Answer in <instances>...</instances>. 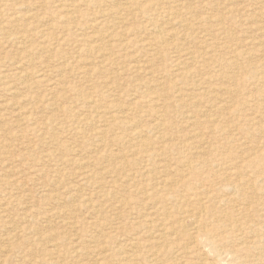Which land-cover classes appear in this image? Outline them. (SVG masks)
I'll return each mask as SVG.
<instances>
[{
	"label": "rangeland",
	"instance_id": "1",
	"mask_svg": "<svg viewBox=\"0 0 264 264\" xmlns=\"http://www.w3.org/2000/svg\"><path fill=\"white\" fill-rule=\"evenodd\" d=\"M69 1L0 0V264H137L138 262V264H151L147 262L144 256L152 253H149L148 251H152V249L150 248V245L153 244L151 243V237L153 236V234L155 235V233L147 232V236H145L144 232L146 230H144L145 228L143 221L149 216L153 220L156 217V219H158L159 216H157L153 212L152 214H147V210L144 207L143 210L142 204L145 201L144 191L145 188L149 186L148 183H151L149 182V180L153 181V183L154 180L159 181L160 177H165L163 175L167 174L165 168L175 166L177 159L179 158L178 154L180 148L178 147L183 145V142L184 144H186V146H190V149H192L193 152H197L204 149L202 143L204 145L205 141H217L216 145L218 146V150H220L217 152H219L220 155L216 153L215 156L217 158L215 156L207 157L208 155H206L205 158L207 159L208 164L203 165L204 170L201 173L204 177H212L213 173H208L209 171H205L210 165H212V170H214L215 173H223V171L225 172V170H227L230 166L233 169L240 170L242 172L243 178H247V180L252 181H261L264 184V119L259 122L260 124H258V126H256L258 127V131L260 133H258V131L255 129V126L253 127L252 124H247L248 120H246L249 116H259L261 114L264 115V87L262 86L261 88V81H257L259 77H262V75L264 77V68L257 67L258 64L264 63V55L259 54V50L264 48V11L259 2L261 0H181L180 2H177L179 4L182 3L179 9H181V13H183V17L186 18L187 21L183 17L179 16V19L176 18L177 20L165 19L166 21L168 20V22H166L163 18L160 19V16L156 14L161 11V9L156 6L150 12L151 14H153L152 17L154 16V25L150 24L151 26H149L150 21H148L145 17L140 18L141 15H137L132 12H130L131 15L127 14L129 11H125L124 8L127 3L129 4V2H126L125 0L122 1L123 3L121 2V5L120 3L110 2L111 0H86V2L84 0V3L86 4L83 3V0ZM145 1L150 3L155 2L156 0H141V2L144 4L146 3ZM159 1L161 3V0ZM62 5L66 7H63ZM70 5H72L73 7H71ZM259 5L261 8H259ZM60 6L63 8H61ZM74 7L76 8L74 9ZM202 8L206 9H204L203 11ZM72 9H74V11ZM207 9L209 11H206ZM253 9L255 11L258 10V14L255 11L253 12ZM106 11L107 13L112 12V16L108 15ZM65 12L70 15L64 14ZM186 12L188 13V15L186 14ZM248 12L249 15L247 16ZM88 13L91 15H89ZM205 13L207 15L211 13L212 15L210 14V16L214 17L215 19H218L222 16L221 18L223 24L220 25L224 26L225 29L221 33L216 31L214 27L217 28V26L219 25L214 22L215 20H212L214 18L209 20L214 23H205L203 21L204 16H206ZM217 14L219 16H217ZM255 14L256 17H254ZM71 15L73 16L71 17ZM104 15L105 17L102 18V16ZM130 18H133L131 19L132 21L130 20ZM182 18L186 22L183 21L182 23H179L180 19ZM74 20L77 21L73 22ZM91 20L92 23H90ZM155 20H158V22L160 23L158 24V22H155ZM191 20L193 22V26L188 22ZM248 20L249 22H247ZM112 22L113 25H111ZM161 22L166 23L163 24ZM169 22L172 24H170ZM185 23L188 24L185 25ZM31 24H33V26ZM101 25L105 27H102ZM164 25L166 26V28H164ZM30 26H32V28ZM79 26H83L84 28H79ZM92 26L97 30V32L93 29ZM154 26L160 30L162 29V26H164L163 30H161L162 32L164 31L163 35L164 39H166L162 42L163 44H158V42H155L154 34L151 33L155 28ZM106 27L109 28L107 29ZM113 27L115 28V30ZM127 27L129 28L128 30ZM130 27H133V29ZM169 27L171 30L169 29ZM85 28L88 30L86 31ZM121 28L126 32L124 33ZM135 28L136 31L138 30L137 32L135 31ZM187 28H189L190 30ZM89 29H91V31ZM254 29H257V31L255 32ZM133 30L135 33L133 32ZM140 30H142L143 33ZM172 30H176L177 32L175 31V33H173L174 31ZM17 31L20 34L22 32L25 33L23 35H17L19 34ZM105 31L107 32L104 33ZM113 31L115 32V34H113ZM166 31H169L171 34L169 32H167L169 34L165 33ZM190 31H192V34ZM102 32L103 34H101ZM212 32L215 33L213 34ZM82 33L84 34L82 35ZM211 33L213 34V36H211ZM225 33L226 36H224ZM247 33L251 35H248ZM117 34L121 35L118 37ZM125 34L130 36H128L127 38ZM133 34L139 36H137L136 38V36H134ZM166 34L167 37L165 36ZM184 34L185 36H181ZM207 34L211 35L208 37ZM80 35L81 37L84 36L83 39L80 38ZM108 35H110V41ZM19 36L24 37L19 38ZM76 36L79 37V39ZM90 36H93V38H91ZM112 37L113 41H111ZM124 37L127 39H125ZM120 38L124 42L121 41ZM171 38H173L174 40H172ZM249 38L251 41H254L251 42ZM143 39H145L146 41ZM168 39H170L169 42ZM119 40L121 42H119ZM180 40H185L186 42H181ZM222 41L229 43V45L234 48H239L238 46L241 45L239 48L240 50L235 49L237 50L236 54L238 55H235L236 58L233 56L234 58L232 59V65L225 68L226 72L225 76L223 75L224 79L221 76L224 70V65L222 66V68H220L217 63L227 55L220 53V51H218L216 48V44ZM138 42L141 43L138 44ZM151 42H153V45H155L156 48L154 46L152 47ZM250 43L251 45H249ZM130 44L132 45L131 49L129 47ZM114 45L118 47H114ZM137 45H139V47ZM143 45L147 47L144 48ZM150 45L152 49L148 47ZM254 45L255 48L253 47ZM92 46H95L96 48ZM209 46H212L215 52L212 56H208L209 53L206 52L209 49ZM135 48L136 51H134ZM176 49H178V51H176ZM184 49L187 50V54L189 52L190 54L187 56H182L181 53L185 54ZM146 50H151L150 52L152 53H148L149 51L146 52ZM155 50L158 51L155 52ZM137 51L140 53H138ZM143 52H146L148 55L146 53L144 54ZM178 52H180V54H178ZM122 53L124 55H122ZM245 53L247 54L244 55ZM24 54L25 56L27 55L26 58H23ZM140 55H142L144 58ZM240 55L242 56L241 59ZM21 56L22 58H19ZM196 56L199 57L202 64H198L197 62H195ZM252 56H255L256 58ZM138 57L142 59H139ZM150 58H153L152 61L149 60ZM188 58H191L192 61L189 59L188 62ZM245 58L248 61H243V59ZM249 60H251V62ZM109 62H111V64ZM190 62H193L191 65L193 66L194 64V69L190 65ZM88 63H91V65H88ZM107 63H109V65ZM238 63L239 65H236ZM254 63L255 65H253ZM134 65L137 67V69ZM184 67L186 69H189V71H186ZM142 68H144V70H142ZM146 68L148 74H146ZM243 69L245 70V73ZM153 70L156 71L151 74ZM169 70L171 72H169ZM160 72L162 75L160 74ZM166 72L167 74H165ZM186 72H191V74H189L190 76H186V79L182 78L185 80L183 81L181 77H185L182 74H185ZM85 73L86 76H84ZM141 73H145V75H147L148 77L144 76V74ZM172 73L175 74L172 75ZM194 73L195 75H193ZM203 73L205 74L203 75ZM227 73L235 77L232 78L230 77V75L228 76ZM164 75L167 76L165 77ZM207 75L210 76V78L207 77ZM46 76L48 78H44ZM163 76L165 77V79L160 80V78H164ZM255 76L258 78H256ZM252 77H255V79ZM154 79H156V81ZM202 79L210 80L216 93H219H217L219 97L216 99L217 94L215 92L209 93L210 95L202 94V97H205V100L201 97L200 94H197L198 96L195 99H200L201 104H205L202 106L203 108H200L206 110L212 104H214L215 106L219 105V98H222L223 100L221 104H225L226 101V108L223 107L225 115L229 114L230 110H232L233 108H241L239 109L238 122L235 121L236 119H231V122L229 124L233 122H236V124L240 125L245 124V126L247 124L249 132H253V134L251 135H254L253 137L248 136L247 132L244 133V131L238 129V126L235 127L236 129L232 128L229 130L232 136L227 130L223 131L222 133L220 132V130L218 131L216 129H213L218 121L216 122L214 127L213 125H211V123L209 124L205 122L208 120L213 121L214 119L219 120V115L217 114L216 116L215 112H213L214 108L213 110L210 109L211 112H208V114L210 115L208 118V116L204 117L203 114L199 112V110L201 109L198 108L196 110L193 107L190 108L191 106L188 104L189 102L187 100H179V105H172L174 107H169L173 100L172 95L174 94L175 90L173 87L174 85H176L175 87L180 86L182 92L185 93L186 91L188 92L189 89L196 88V86L193 87V84L202 82ZM150 80L151 82H149ZM163 80H165V83L168 82V85L165 84ZM234 80L237 81L234 83ZM241 80L243 81L241 82ZM181 81L186 84V86L184 84H181ZM158 82H161L162 85L156 86ZM187 83L190 87L187 85ZM237 83L241 86L239 87ZM144 84L148 87H145ZM246 84L249 89H246ZM223 85L225 88L223 87ZM258 87L260 91L262 90L261 92H259ZM223 88L225 90L227 89L226 91L228 93L224 91V94L226 95L220 93L222 92ZM60 89L64 91H61ZM76 89L78 91H76ZM65 90H67V92ZM157 90H161V93H164L161 94ZM202 90L203 89L201 88L200 91ZM156 91L157 94L155 95ZM193 91L197 93L196 89H194ZM135 92L138 93L136 94ZM58 94L61 96H59ZM163 96L164 99L162 98ZM165 96H168V98L166 99ZM86 97L89 102L83 101L86 99ZM150 98H152L153 101ZM170 99L172 100L170 101ZM147 100L151 102H148ZM247 101H251V104L247 105ZM162 102H166L165 104H163L165 109L163 108V106L162 109L160 107L162 105ZM206 103L209 104V106ZM184 105L187 107H185ZM91 106L94 107L91 108ZM112 106H118L119 108H113ZM112 108L115 110L111 111L110 109ZM127 108L129 109L126 110ZM118 109H123L125 113L118 112ZM169 109L171 110L169 111ZM192 109H194V111H192ZM172 110L175 112H171ZM109 111L117 115L121 114L124 116L125 114V116L132 120L120 123L121 125L119 123H116V127L114 128L115 125L109 123H113L115 121L108 122L109 115L107 113ZM149 111H151L154 116ZM196 111H198V113ZM94 112H98L97 116ZM105 113L107 116H103ZM160 115L163 117L161 118ZM92 116L96 118L94 119ZM101 116L103 117V120L100 119ZM145 118H148L149 120H145ZM241 118L242 121L240 120ZM30 119H32L33 121H31ZM161 119H163L164 121L170 120L176 123L177 125L173 123L172 126L176 132L173 131L174 129L172 127L166 128V122L162 128L160 127L156 130V128L154 127V123L156 121H162ZM182 119L185 121H183ZM135 120H140V123H138V121L136 123ZM193 120H198L202 123H205L204 126H208L210 130L208 128L204 129L192 126L190 123ZM146 121H148L149 123ZM127 122L129 124L126 126ZM132 123L136 124V126L134 125L136 128ZM227 124L228 122H225L223 120L219 121V125L221 126H226ZM145 125L149 129L146 128ZM109 127L114 130L110 129ZM178 127L180 128V130ZM194 127L199 130L200 135L198 134L199 132H197V130L196 132L194 131ZM146 129L148 130L146 131ZM150 129L153 130H151L150 132ZM188 129L190 130V132H188ZM262 129L263 131L261 132ZM140 130H142V136L140 135L141 138H131V135H133L135 131ZM164 131L166 136L164 134ZM153 132H155L156 134H153ZM160 132L162 133L161 135L164 136V141L166 140V143L162 142L159 138ZM102 133L104 136L102 135ZM148 133H150L151 135ZM194 134L197 135L195 136ZM186 136L191 138H187ZM197 136H200V138L198 137V139ZM156 137L158 139H156ZM173 138H175L174 141ZM232 138L234 139V141H231L233 140ZM239 138L240 140H238ZM248 138L251 140H249ZM247 139L249 141H247ZM142 140L146 142L148 141V143L150 141L151 144L149 143L148 146L144 148L140 145ZM202 140L204 142H202ZM197 141H199L200 143H198ZM235 141L237 142V144ZM241 141L243 143H241ZM227 142L230 143L228 144ZM167 144H169L170 148L172 149H170L171 151L168 149L166 152H164L165 156L152 157L146 151L147 148L158 150V148L161 149L163 147L162 145L167 146ZM196 144H199V146H196ZM225 145L228 146V148ZM243 146L245 148H243ZM173 147H175L177 151ZM241 148H243L244 151ZM235 149L238 151H236ZM232 150L234 153H231ZM175 151L177 152V154L174 153ZM171 152H173V154ZM224 154L228 156L229 162L227 161V163H223V165L220 161L219 156L223 157ZM104 155L106 157H104ZM147 155L149 156L147 157ZM250 156H252V158L257 157L256 159L258 160H256V164L250 165L248 160H246L247 157L250 158ZM260 157H262L263 159ZM259 158L261 159L260 161ZM133 159L134 161L132 163ZM173 159H176V161H173ZM150 161H154L153 164ZM167 161L169 163H167ZM214 161H216L217 163ZM121 163L123 164V166ZM157 163H160L158 164V167L156 166ZM234 164L236 166H234ZM214 167L216 168L214 169ZM162 168L165 169V172ZM121 169L124 170L122 171ZM138 169L140 176H138ZM249 172H251L253 176H250ZM93 173L96 175H94ZM98 173L101 174L102 177ZM121 173L123 176L121 175ZM142 174L145 178L141 177ZM135 178L138 179V182L137 179L135 180ZM116 188L117 190H115ZM134 193L137 194L135 195ZM263 193L264 191L259 190L258 196L262 197L263 195L261 196V194ZM134 196H137L139 198ZM255 203V211L247 215L245 218L243 216L241 221L245 222L246 225L254 226L253 228L256 229L254 234H259V243L262 244L263 242V245L259 246L261 247H258L259 249H252L249 253H246L247 255L245 254V257H242L245 260V264L249 263V261L251 262L249 264H264V232H262L264 231V204L259 205L257 201ZM137 211L139 212V214ZM135 212L137 214H135ZM249 234L252 235L253 233ZM165 241L168 240L165 239ZM232 241V237L226 235L224 237L225 246L222 247V250L226 251L225 249H230V247L234 248L236 244L234 241ZM199 249V256L187 255L189 259H193L190 260V264H212L213 262V264H231L232 260V264L240 263L238 261L236 263L232 255L228 253H222L217 260L213 257L212 252L207 247H199ZM260 249L263 251H261ZM145 252H147L148 254ZM132 253H135V255H133L135 257V259L132 260L133 262L131 261L133 257ZM50 258H52L53 260ZM170 258L171 257H159L152 263H174L170 261L168 263V260H170ZM165 260L167 263L165 262Z\"/></svg>",
	"mask_w": 264,
	"mask_h": 264
},
{
	"label": "bare ground",
	"instance_id": "2",
	"mask_svg": "<svg viewBox=\"0 0 264 264\" xmlns=\"http://www.w3.org/2000/svg\"><path fill=\"white\" fill-rule=\"evenodd\" d=\"M69 1V0H68ZM71 1H73V0H71ZM97 1V0H96ZM99 1V0H98ZM106 1V0H105ZM107 1H109V0H107ZM123 0H111L110 2H113V3H120V5H121V2H122ZM126 2H129V4L127 3V5L125 6V11H129L127 14H130V12H132V13H134V14H137V15H141L140 16V18H143V17H145L148 21H150V23H149V26H151L150 24H153L154 25V16L152 17V15L153 14H151L150 12L157 6V7H159L160 9H161V11L159 12V13H156L158 16H160V19L161 18H163L164 20L165 19H176V18H178L179 19V16L180 17H183L184 15H183V13H181V9H179L180 8V6H181V4H179L178 2H180L181 0H161V3H160V1L159 0H156L155 2H150V3H148V2H146L145 4L144 3H142L141 2V0H125ZM148 1V0H147ZM150 1V0H149ZM178 1V2H177ZM55 2V1H54ZM56 2H58V1H56ZM64 2V1H63ZM70 2V1H69ZM76 2V1H75ZM85 2H86V0H85ZM90 2H92V1H90ZM260 2V4H261V7H262V9H263V11H264V0H261V1H259ZM66 3V2H65ZM83 3H84V0H83ZM89 3V2H88ZM96 3V2H95ZM100 3V2H99ZM123 3V2H122ZM148 3V4H147ZM227 3V2H226ZM67 4V3H66ZM74 4V3H73ZM76 4V3H75ZM84 4H86V3H84ZM125 4V3H124ZM222 4V3H221ZM76 5H78V4H76ZM75 5V6H76ZM117 5H119V4H117ZM63 6V5H62ZM71 7H73L72 5H70ZM69 6V7H70ZM79 6V5H78ZM95 6V5H94ZM96 6H98V5H96ZM208 6V5H207ZM1 7V6H0ZM61 7V6H60ZM59 7V8H60ZM63 7H66V6H63ZM63 7H61V8H63ZM68 7V6H67ZM185 7V6H184ZM204 7V6H203ZM224 7H225V5H224ZM260 7V5H259V8H261ZM76 7H74V9H75ZM120 8V7H119ZM123 8V7H122ZM211 8V7H210ZM227 8H228V6H227ZM69 9H71V8H69ZM74 9H72L73 11H74ZM204 9H206V8H204ZM204 9L202 8V10L204 11ZM251 9V8H250ZM255 9V8H254ZM253 9V12L256 10H254ZM95 10V9H94ZM99 10V9H98ZM186 10V9H185ZM213 10V9H212ZM261 10V9H260ZM66 11V10H65ZM70 11V10H69ZM68 11V12H69ZM97 11V10H96ZM112 11H114V10H112ZM189 11V10H188ZM206 11H209L208 9L206 10ZM211 11V10H210ZM62 12H64V11H62ZM67 12V11H66ZM64 13V14H66V15H70V14H67V13ZM91 12H93V11H91ZM228 12V11H227ZM250 12V11H249ZM249 12H248V14H247V16L249 15ZM252 12V13H253ZM256 13L258 12V10L257 11H255ZM71 13V12H70ZM73 13V12H72ZM106 13H107V11H106ZM190 13V12H189ZM212 13V12H211ZM210 13V14H211ZM246 13H247V11H246ZM252 13H250V14H252ZM63 14V15H64ZM89 14V13H88ZM101 14V13H100ZM108 15H111L112 16V12H108L107 13ZM155 14V15H156ZM186 14L188 15V13L186 12ZM206 14V13H205ZM210 14L209 15H207L206 14V16H204V19H203V21L205 22V23H209V22H211V21H209V20H211L212 18H214V17H212V16H210ZM214 14V13H213ZM244 14V13H243ZM258 14V13H257ZM61 15H62V13H61ZM89 15H91V14H89ZM93 15V14H92ZM131 15V14H130ZM212 15V14H211ZM252 15H254V14H252ZM25 16V15H24ZM73 15H71V17H72ZM96 16V15H95ZM136 16V15H135ZM135 16H133V17H135ZM216 16V15H215ZM217 16H219L218 14H217ZM221 16V15H220ZM262 16H263V14H262ZM55 17V16H54ZM65 17H67V16H65ZM75 17V16H74ZM79 17V16H78ZM91 17V16H90ZM89 17V18H90ZM103 17H105V15L104 16H102V18ZM110 17V16H109ZM137 17V16H136ZM222 17V16H221ZM221 17H219L218 19H212V20H215L214 22L215 23H217L219 26H217V28L216 27H214L215 28V30L216 31H218V32H222L225 28H224V26H222V25H220V24H223L222 23V18ZM250 17H251V15H250ZM253 17V16H252ZM254 17H256V14H255V16ZM22 18V17H21ZM24 18V17H23ZM33 18V17H32ZM50 18H51V16H50ZM95 18V17H94ZM93 18V19H94ZM96 18H98V17H96ZM144 18V19H145ZM184 18V17H183ZM180 19V22L179 23H182L183 21H185L186 20V18H184V19ZM259 18V17H258ZM13 19V18H12ZM28 19V18H27ZM34 19V18H33ZM59 19V18H58ZM70 19V18H69ZM92 19V20H93ZM101 19V18H100ZM131 19H133V18H130V20ZM137 19V18H136ZM144 19H142V20H144ZM145 19V20H146ZM157 19H158V17H157ZM159 19V20H160ZM17 20H18V17H17ZM22 20V19H21ZM35 20V19H34ZM39 20V19H38ZM79 20V19H78ZM92 20H91V22L90 23H92ZM107 20V19H106ZM105 20V21H106ZM129 20V21H130ZM177 20V19H176ZM190 20V19H189ZM250 20V19H249ZM249 20L247 21V22H249ZM255 20V19H254ZM13 21V20H12ZM26 21V20H25ZM40 21V20H39ZM43 21V20H42ZM75 21H77V20H74L73 22H75ZM89 21H90V19H89ZM108 21V20H107ZM106 21V22H107ZM125 21V20H124ZM128 21V20H127ZM132 21V20H131ZM158 22V20H155V22ZM166 21V20H165ZM174 21V20H173ZM187 21V20H186ZM185 21V22H186ZM225 21V20H224ZM260 21V20H259ZM17 22V21H16ZM24 22V21H23ZM96 22V21H95ZM126 22V21H125ZM152 22V23H151ZM166 22H168V20L166 21ZM166 22H161V23H166ZM189 22V24L190 25H192L193 26V22H192V20L191 21H188ZM214 22H211V23H214ZM251 22V21H250ZM256 22V21H255ZM263 22V21H262ZM31 23V22H30ZM37 23V22H36ZM89 23V24H90ZM94 23V22H93ZM108 23V22H107ZM136 23V22H135ZM160 22H158V24H159ZM170 23V22H169ZM176 23H178V22H176ZM210 23V24H211ZM258 23V22H257ZM82 24V23H81ZM115 24V23H114ZM116 24H117V22H116ZM115 24V25H116ZM120 24V23H119ZM130 24H132V23H130ZM147 24V23H146ZM170 24H172V23H170ZM188 24V23H187ZM186 23H185V25H187ZM21 25V24H20ZM24 25V24H23ZM22 25V26H23ZM30 25V24H29ZM28 25V26H29ZM32 26H33V24H31ZM37 25V24H36ZM74 25V24H73ZM76 25V24H75ZM79 25V24H78ZM88 25V24H87ZM98 25V24H97ZM105 25H106V23H105ZM111 25H113V22H112V24ZM134 25V24H133ZM184 25V24H183ZM215 25V24H214ZM32 26H30L31 28H32ZM35 26V25H34ZM90 26V25H89ZM102 26V25H101ZM120 26H122V25H120ZM119 26V27H120ZM129 26H131V25H129ZM146 26V25H145ZM158 26H161V25H158ZM165 26V25H164ZM164 26H162V29L161 30H163V27ZM176 26V25H175ZM181 26V25H180ZM83 27V26H82ZM82 27H80L79 26V28H82ZM87 27V26H86ZM93 27V26H92ZM96 27V26H95ZM102 27H105V26H102ZM117 27V26H116ZM138 27V26H137ZM136 27V28H137ZM155 27V26H154ZM167 27H168V24H167ZM74 28H76V27H74ZM84 28V27H83ZM90 28V27H89ZM97 28H99V27H97ZM107 28V27H106ZM109 28V27H108ZM107 28V29H108ZM114 28V27H113ZM126 28V27H125ZM130 28H132L133 29V27H130ZM136 28H135V31H136ZM139 28H140V26H139ZM164 28H166V26L164 27ZM173 28V27H172ZM185 28H186V26H185ZM214 28H212V29H214ZM251 28V27H250ZM42 29V28H41ZM86 29V28H85ZM93 29H94V27H93ZM122 29V28H121ZM129 28L127 27V30H128ZM138 29V28H137ZM149 29V28H148ZM153 29V28H152ZM169 29H170V27H169ZM175 29H176V27H175ZM187 29H189V28H187ZM193 29V28H192ZM249 29V28H248ZM258 29H260V28H258ZM29 30V29H28ZM43 30V29H42ZM73 30V29H72ZM75 30V29H74ZM82 30V29H81ZM88 29H86V31H87ZM90 31H91V29H89ZM94 30H96V29H94ZM105 30V29H104ZM114 30H115V28H114ZM123 30V29H122ZM121 30V31H122ZM139 30V29H138ZM137 30V31H138ZM145 30V29H144ZM143 30V31H144ZM160 29H158V28H154L153 30H152V32L151 33H153L154 34V39H155V42H158V44L159 43H162L164 40H166V39H164V35H163V33H164V31L162 32ZM166 30V29H165ZM171 30V29H170ZM190 30V29H189ZM210 30V29H209ZM244 30V29H243ZM242 30V31H243ZM255 30V29H254ZM20 31V30H19ZM22 31V30H21ZM39 31V30H38ZM37 31V32H38ZM78 31V30H77ZM93 31V30H92ZM124 31V33L126 32L125 30H123ZM136 31V32H137ZM141 32H142V30H140ZM147 31H149V30H147ZM172 31H174L173 33H175V31L176 30H172ZM213 31V30H212ZM249 31V30H248ZM257 31V29L255 30V32ZM18 32V31H17ZM94 32V31H93ZM96 32H97V30H96ZM100 32V31H99ZM107 31H105L104 33H106ZM111 32V31H110ZM114 32V31H113ZM129 32V31H128ZM133 32H134V30H133ZM140 32V33H141ZM167 32H169V31H166L165 33H167ZM177 32V31H176ZM191 32V34H192V31H190ZM244 32V31H243ZM252 32V31H251ZM19 33V32H18ZM25 33V32H24ZM23 32L20 34H17V35H23L24 34ZM35 33V32H34ZM39 33V32H38ZM123 33V34H124ZM130 33V32H129ZM135 33V32H134ZM139 33V32H138ZM143 33V32H142ZM149 33V32H148ZM170 33V32H169ZM169 33H167V34H169ZM213 33V32H212ZM211 33V34H212ZM215 33V32H214ZM213 33V34H214ZM27 34V33H26ZM81 34V33H80ZM84 33H82V35H83ZM87 34V33H86ZM90 34V33H89ZM93 34V33H92ZM101 34H103V32L101 33ZM111 34V33H110ZM113 34H115V32L113 33ZM122 34V33H121ZM120 34V35H121ZM132 34V33H131ZM137 34V33H136ZM167 34L165 35L166 37H167ZM171 34V33H170ZM190 34V35H191ZM210 34V35H211ZM213 34L211 35V36H213ZM223 34H224V32H223ZM248 34V33H247ZM246 34V35H247ZM253 34V33H252ZM34 35V34H33ZM44 35V34H43ZM118 35V34H117ZM120 35H118V37L120 36ZM126 36H127V38H128V36H130V35H127V34H125ZM134 35V34H133ZM145 35V34H144ZM179 35V34H178ZM208 35V34H207ZM210 35H208V37L210 36ZM218 35H219V33H218ZM248 35H251V34H248ZM254 35V34H253ZM30 36V35H29ZM42 36V35H41ZM46 36V35H45ZM44 36V37H45ZM94 36V35H93ZM93 36L91 37V38H93ZM103 36V35H102ZM107 36V35H106ZM109 36V41H110V35H108ZM114 36V35H113ZM124 36V35H123ZM134 36H136V38H137V36H139V35H134ZM146 36V35H145ZM149 36H151V35H149ZM148 36V37H149ZM181 36H185V34L184 35H181ZM224 36H226V33H225V35ZM260 36V35H259ZM22 37H24V36H22ZM21 36H19V38H22ZM77 37V36H76ZM83 37L84 36H82L81 37V35H80V38H82L83 39ZM86 37V36H85ZM89 37V36H88ZM116 37V36H115ZM147 37V36H146ZM152 37H153V35H152ZM168 37H170V36H168ZM172 37V36H171ZM175 37V36H174ZM190 37V36H189ZM216 37H217V35H216ZM246 37V36H245ZM78 39H79V37H77ZM101 38V37H100ZM123 38V37H122ZM125 38V37H124ZM127 38H125V39H127ZM135 38V39H136ZM140 38V37H139ZM176 38V37H175ZM212 38V37H211ZM210 38V39H211ZM81 39V40H82ZM86 39V38H85ZM88 39V38H87ZM98 39H99V37H98ZM107 39V38H106ZM115 39V38H114ZM146 39H148V38H146ZM172 40H174L173 38H171ZM184 39H185V37H184ZM214 39H215V37H214ZM226 39V38H225ZM243 39V38H242ZM103 40V39H102ZM117 40V39H116ZM120 40H121V38H120ZM119 40V42H121V41H123V40H121L120 41ZM138 40V39H137ZM143 40H145V39H143ZM169 40L170 39H168V42H169ZM249 40H250V38H249ZM253 40V39H252ZM94 41V40H93ZM92 41V42H93ZM97 41V40H96ZM111 41H113V37H112V40ZM115 41V40H114ZM146 41V40H145ZM150 41V40H149ZM178 41V40H177ZM176 41V42H177ZM181 41V40H180ZM182 41H185V40H182ZM181 41V42H182ZM213 41V40H212ZM230 41V40H229ZM246 41V40H245ZM251 41V40H250ZM254 41V40H253ZM253 41H251V42H253ZM85 42V41H84ZM91 42V43H92ZM98 42H100V41H98ZM97 42V43H98ZM124 42V41H123ZM126 42V41H125ZM131 42H133V41H131ZM135 42V41H134ZM141 42H143V41H141ZM141 42H138V44L139 43H141ZM186 42V41H185ZM188 42V41H187ZM228 42V41H227ZM261 42H262V40H261ZM95 43V42H94ZM110 43V42H109ZM108 43V44H109ZM113 43V42H112ZM117 43V42H116ZM130 43V42H129ZM137 43V42H136ZM136 43H134V44H136ZM149 43V42H148ZM243 43V42H242ZM259 43V42H258ZM257 43V44H258ZM133 44V45H134ZM155 44V43H154ZM163 44V43H162ZM166 44V43H165ZM178 44V43H177ZM181 44V43H180ZM231 44V43H230ZM111 45V44H110ZM116 45H118V44H116ZM116 45H114V47L116 46ZM141 45V44H140ZM151 45H152V47L154 46L155 47V45H153V42H151ZM151 45L150 46H148V47H150L151 49H152V47H151ZM173 45V44H172ZM249 45H251V43L249 44ZM98 46V45H97ZM106 46H107V44H106ZM131 44H130V49H131ZM135 46V45H134ZM133 46V47H134ZM138 47H139V45H137ZM156 46H157V44H156ZM171 46V45H170ZM175 46V45H174ZM179 46H181V45H179ZM207 46V45H206ZM241 46V45H240ZM240 46H238L239 48H240ZM261 46V45H260ZM92 47H95V46H92ZM116 47H118V46H116ZM120 47V46H119ZM138 47H136V48H138ZM142 47V46H141ZM143 47L145 48V47H147V46H144L143 45ZM169 47V46H168ZM176 47V46H175ZM208 47V46H207ZM252 47V46H251ZM254 48H255V45L253 46ZM256 47H257V45H256ZM96 48V47H95ZM102 48V47H101ZM113 48V47H112ZM136 48H135V50L134 51H136ZM143 48V49H144ZM156 48V47H155ZM155 48H153V49H155ZM158 48V47H157ZM185 48V47H184ZM188 48V47H187ZM216 48H217V50L218 51H220V53H222V54H225V55H227V56H224L223 58H222V60L220 61V62H218L217 63V65L220 67V68H222V66L224 65V70H223V72H222V74H221V76L223 77V75L225 76V68L226 67H228V66H231L232 65V63H233V58L235 57L236 58V56L238 55V54H236V51L237 50H240L239 48H234V47H232L231 45H229V43H226V42H224V41H222V42H218V44H216ZM242 48V47H241ZM39 49V48H38ZM114 49V48H113ZM126 49V48H125ZM165 49V48H164ZM189 49V48H188ZM206 49V48H205ZM208 49V48H207ZM235 49H237V50H235ZM95 50V49H94ZM118 50V49H117ZM128 50V49H127ZM127 50H125V51H127ZM145 50V49H144ZM159 50V49H158ZM158 50H155V52H157ZM168 50V49H167ZM172 50V49H171ZM171 50H169V51H171ZM180 50V49H179ZM185 50V49H184ZM191 50V49H190ZM189 50V51H190ZM248 50V49H247ZM246 50V51H247ZM258 50V49H257ZM25 51V50H24ZM28 51V50H27ZM30 51H32V50H30ZM29 51V52H30ZM97 51V50H96ZM103 51V50H102ZM105 51H107V50H105ZM120 51H121V49H120ZM124 51V50H123ZM129 51V50H128ZM133 51V50H132ZM139 51V50H138ZM137 51V52H138ZM141 51H143V50H141ZM149 51V52H148ZM151 50H146V52H148V53H152V52H150ZM163 51V50H162ZM174 51V50H173ZM176 51H178V49H176ZM186 51L187 50H185V54H183V53H181L182 54V56L184 55H189L190 54V52L187 54L186 53ZM193 51V50H192ZM245 51V52H246ZM252 51V50H251ZM146 52H143L144 54L146 53ZM181 52H182V50H181ZM184 52V51H183ZM194 52V51H193ZM206 52H208L209 53V55L208 56H212L213 55V53H215L214 52V49H213V47L212 46H209V49L206 51ZM32 53V52H31ZM31 53H30V55H31ZM115 53V52H114ZM131 53V52H130ZM138 53H140V52H138ZM29 54V53H28ZM134 54V53H133ZM147 54V53H146ZM164 54V53H163ZM177 54V53H176ZM178 54H180V52H178ZM194 54V53H193ZM231 54H234V55H231ZM241 54V53H240ZM243 54V53H242ZM247 53H245L244 55H246ZM259 54L260 55H264V48H262V49H260L259 50ZM122 55H124L123 53H122ZM130 55V54H129ZM148 55V54H147ZM165 55V54H164ZM172 55V54H171ZM195 55V54H194ZM236 55V56H235ZM250 55V54H249ZM97 56V55H96ZM102 56V55H101ZM131 56V55H130ZM140 56H142V55H140ZM145 56V55H144ZM234 56V57H233ZM26 58L27 57V55L25 56V54L23 55V58ZM104 57V56H103ZM102 57V58H103ZM143 57V56H142ZM146 57H148V56H146ZM151 57H153V56H151ZM180 57H181V55H180ZM191 57V56H190ZM241 55H240V59H241ZM249 57V56H248ZM252 57H254V58H256L255 56H252ZM257 57H258V54H257ZM260 57V56H259ZM19 58H22V56L21 57H19ZM18 58V59H19ZM99 58V57H98ZM124 58V57H123ZM133 58H134V56H133ZM139 59H142V58H140V57H138ZM144 58V57H143ZM177 58V57H176ZM179 58V57H178ZM111 59V58H110ZM135 59H136V57H135ZM138 59V60H139ZM153 59V58H152ZM152 59L150 58L149 60H151L152 61ZM175 59V58H174ZM189 59L191 60V58H188V62H189ZM193 59H194V57H193ZM249 59V58H248ZM252 59V58H251ZM260 59V58H259ZM105 60V59H104ZM103 60V61H104ZM131 60H132V58H131ZM130 60V61H131ZM145 60V59H144ZM178 60V59H177ZM184 60V59H183ZM244 60H247L246 58L245 59H243V61ZM23 61H25V60H23ZM110 61V60H109ZM127 61V60H126ZM173 61V60H172ZM185 61V60H184ZM192 61V60H191ZM236 61V60H235ZM248 61V60H247ZM250 62H251V60H249ZM255 61V60H254ZM256 61H258V60H256ZM22 62V61H21ZM80 62V61H79ZM100 62H101V60H100ZM106 62V61H105ZM112 62V61H111ZM111 62H109L110 64H111ZM125 62V61H124ZM141 62V61H140ZM174 62V61H173ZM178 62V61H177ZM180 62H181V58H180ZM179 62V63H180ZM186 62V61H185ZM195 62H197L198 64L200 63V64H202L201 62H200V59H199V57L198 56H196L195 57ZM239 62V61H238ZM109 63H107L108 65H109ZM128 63V62H127ZM134 63V62H133ZM139 63V62H138ZM142 63V62H141ZM149 63V62H148ZM152 63V62H151ZM193 63V62H192ZM191 62H190V65L192 64ZM197 63H195V64H197ZM249 63V62H248ZM257 63V62H256ZM102 64H104V63H102ZM135 64V63H134ZM146 64V63H145ZM178 64V63H177ZM176 64V65H177ZM181 64V63H180ZM187 64V63H186ZM186 64H185V66H186ZM235 64V63H234ZM251 64V63H250ZM88 65H91V63L89 64L88 63ZM129 65V64H128ZM132 65V64H131ZM153 65V64H152ZM151 65V66H152ZM174 65V64H173ZM236 65H239V63L238 64H236ZM253 65H255V63L253 64ZM107 66V65H106ZM135 66V65H134ZM142 66V65H141ZM180 66V65H179ZM182 66V65H181ZM192 66V65H191ZM193 66H194V64H193ZM192 66V68L194 69V67ZM248 66H250V65H248ZM136 67V66H135ZM149 67H150V65H149ZM148 67V68H149ZM198 67V66H197ZM235 67V66H234ZM242 67H244V66H242ZM246 67V66H245ZM258 68H264V63H260V64H258V66H257ZM256 67V68H257ZM80 68H82V67H80ZM85 68V67H84ZM83 68V69H84ZM153 68V67H152ZM174 68H176V67H174ZM173 68V69H174ZM185 68V67H184ZM196 68V67H195ZM249 68V67H248ZM136 69H137V67H136ZM140 69V68H139ZM165 69V68H164ZM186 69V68H185ZM245 69V68H244ZM243 69V70H244ZM250 69V68H249ZM248 69V70H249ZM252 69V68H251ZM80 70V69H79ZM142 70H144V68H142ZM146 70V72H147V68L145 69ZM149 70V69H148ZM151 70V69H150ZM189 71V69H186V71ZM197 70V69H196ZM241 70V69H240ZM264 70V69H263ZM88 71V70H87ZM133 71H134V69H133ZM156 71V70H155ZM154 70L152 71V73L151 74H153V72H155ZM172 71H174V70H172ZM179 71V70H178ZM177 71V72H178ZM246 71H247V69H246ZM38 72V71H37ZM79 72V71H78ZM85 72V71H84ZM83 72V73H84ZM91 72V71H90ZM118 72V71H117ZM136 72V71H135ZM165 72V71H164ZM169 72H171L170 70H169ZM193 72V71H192ZM194 72H195V70H194ZM259 72V71H258ZM262 72V71H261ZM43 73V72H42ZM80 73V72H79ZM87 73V72H86ZM86 73H85V75L84 76H86ZM94 73V72H93ZM92 73V74H93ZM163 73V72H162ZM176 73V72H175ZM175 73H172V75L173 74H175ZM244 73H245V70H244ZM255 73V72H254ZM260 73V72H259ZM258 73V74H259ZM138 74H139V71H138ZM141 74H144V76H147V75H145V73H141ZM140 74V75H141ZM146 74H148V72L146 73ZM160 74H161V72H160ZM164 74V73H163ZM165 74H167V72L165 73ZM169 74V73H168ZM189 74H191V72H186L185 74H182V75H184L185 77H181V79L182 78H187L186 76H190ZM197 74V73H196ZM199 74V73H198ZM201 74V73H200ZM205 73H203V75H204ZM228 74V73H227ZM248 74V73H247ZM256 74H257V72H256ZM45 75V74H44ZM43 75V76H44ZM88 75V74H87ZM158 75H159V73H158ZM162 75V74H161ZM171 75V76H172ZM193 75H195V73L193 74ZM230 74H228V76H229ZM81 76V75H80ZM151 76V75H150ZM150 76H149V79H150ZM165 76V75H164ZM163 76V77H164ZM167 76V75H166ZM165 76V77H166ZM192 76V75H191ZM259 76V75H258ZM260 76H261V74H260ZM42 77V76H41ZM88 77V76H87ZM86 77V78H87ZM90 77V76H89ZM117 77V76H116ZM120 77V76H119ZM148 77V76H147ZM165 77L164 78H160V80H162V79H165ZM204 77V76H203ZM207 77H209L210 78V76H208L207 75ZM222 77H221V79H222ZM230 77H232V78H234L233 76H231L230 75ZM247 77V76H246ZM256 77V76H255ZM255 77H252V78H254L255 79ZM44 78H48L47 76L46 77H44ZM118 78V77H117ZM172 78V77H171ZM175 78V77H174ZM193 78V77H192ZM251 78V77H250ZM249 78V79H250ZM256 78H258V77H256ZM50 79V78H49ZM48 79V80H49ZM169 79V78H168ZM176 79V78H175ZM188 79H189V77H188ZM223 79H224V77H223ZM227 79H229V78H227ZM248 79V80H249ZM44 80H46V79H44ZM155 81H156V79H154ZM171 80V79H170ZM170 80H169V83H170ZM183 81H185L184 79H182ZM198 80V79H197ZM196 80V81H197ZM203 80V79H202ZM50 81V80H49ZM165 80H163V82H164ZM172 81V80H171ZM200 81V80H199ZM198 81V82H199ZM211 81H212V79H211ZM228 81V80H227ZM231 81V80H230ZM237 80H234V83L236 82ZM243 80H241V82H242ZM257 81H261V83H260V85H261V88H262V86L264 87V77H263V75H262V77L260 78H258V80ZM149 82H151V80L149 81ZM162 82V81H161ZM161 82L159 83H157L156 84V86H159V85H162L161 84ZM173 82H174V80H173ZM188 82V81H187ZM224 82V81H223ZM52 83V82H51ZM50 83V84H51ZM56 83V82H55ZM165 83V82H164ZM168 83V82H167ZM167 83H165V84H167ZM178 83V82H177ZM181 84H184L182 81L180 82ZM189 83V82H188ZM188 83H187V85H188ZM192 83H193V81H192ZM191 83V84H192ZM228 83V82H227ZM233 83V82H232ZM233 83V84H234ZM239 83V82H238ZM237 83V84H238ZM165 84H163V85H165ZM174 84H176V83H174ZM203 84V85H202ZM230 84V83H229ZM242 84V83H241ZM145 85V84H144ZM146 85H147V83H146ZM145 85V87H148V86H146ZM168 85V84H167ZM166 85V86H167ZM185 86H186V84H184ZM183 85V86H184ZM194 86L193 87H195L196 86V88H192L193 90L194 89H196V91H197V93L196 92H194L192 89H189V91L187 92L185 89V93H183L182 92V90H181V88H180V86H178V87H175L176 85H174L173 87H174V94H173V92H172V97H173V100L172 99H170V101L172 100V103H171V105L169 106V107H174V106H176V105H179L178 104V102H180L179 100H187L189 103V105L191 106L190 108H195L196 110L199 108V109H201V108H203L202 106L203 105H205V104H201V101H200V99H195V98H197V94H200L201 95V97L204 95V94H208V95H210L209 93H211V92H215L216 93V91L214 90V88H213V86H212V83L210 82V80H203L202 82H199V83H196V84H193ZM231 85V84H230ZM236 85V84H235ZM249 85V84H248ZM151 86V85H150ZM155 86V87H156ZM189 86V85H188ZM187 86V87H188ZM216 86V85H215ZM214 86V87H215ZM228 86V85H227ZM238 86L240 87L241 85H239L238 84ZM251 86V85H250ZM257 86V85H256ZM63 87V86H62ZM68 87V86H67ZM78 87H80V86H78ZM170 87V86H169ZM186 87V88H187ZM190 87V86H189ZM219 87V86H218ZM223 87H224V85H223ZM246 87H247V84H246ZM246 87H244V88H246ZM64 88V87H63ZM161 88H163V87H161ZM203 89L202 91H200V89ZM225 88V87H224ZM223 88V90H222V92H220V93H223L224 94V91H226L225 89ZM230 88V87H229ZM235 88V87H234ZM78 89V88H77ZM76 89V91H78ZM85 89V88H84ZM160 89V88H159ZM165 89V88H164ZM232 89V88H231ZM246 89H249L248 87L246 88ZM258 89H259V87H258ZM258 89H256V90H258ZM61 90V89H60ZM71 90H72V88H71ZM156 90V89H155ZM167 90V89H166ZM169 90V89H168ZM220 90V89H219ZM236 90V89H235ZM238 90V89H237ZM245 90V89H244ZM61 91H64V90H61ZM66 92H67V90H65ZM75 91V90H74ZM133 91V90H132ZM154 91V90H153ZM157 91H159V90H157ZM157 91H156V93H155V95L157 94ZM164 91V90H163ZM171 91H173V90H171ZM217 91H218V89H217ZM221 91V90H220ZM231 91V90H230ZM234 91V90H233ZM262 91V90H261ZM260 91V89H259V92H261ZM69 92V91H68ZM81 92H82V90H81ZM80 92V93H81ZM160 93H161V90L159 91ZM238 92V91H237ZM62 93V92H61ZM65 93V92H64ZM136 94L138 93V92H135ZM134 93V94H135ZM164 93V92H163ZM163 93H161V94H163ZM212 93V94H213ZM218 93V92H217ZM216 93V94H217ZM226 93H228L227 91H226ZM244 93V92H243ZM250 93V92H249ZM252 93V92H251ZM63 94V93H62ZM73 94H75V93H73ZM82 94V93H81ZM203 94V95H202ZM212 94H211V96H212ZM219 94V93H218ZM218 94H217V96H216V99L219 97L218 96ZM235 94V93H234ZM238 94V93H237ZM259 94V93H258ZM59 95V94H58ZM64 95V94H63ZM80 95V94H79ZM78 95V96H79ZM84 95V94H83ZM82 95V96H83ZM87 95V94H86ZM170 95V94H169ZM205 95V96H206ZM224 95H226V94H224ZM236 95V94H235ZM246 95V94H245ZM244 95V96H245ZM253 95V94H252ZM59 96H61V95H59ZM264 96V95H263ZM63 97V96H62ZM65 97V96H64ZM85 97V96H84ZM166 97V96H165ZM259 97V96H258ZM61 98V97H60ZM163 99H164V96L162 97ZM162 98H161V101H162ZM168 98V96L166 97V99ZM203 99H205V97H202ZM81 99V98H80ZM150 99H152V98H150ZM159 99V98H158ZM157 99V100H158ZM212 99V98H211ZM253 99V98H252ZM85 100H87V97H86V99ZM85 100H83L84 102H89V100H87V101H85ZM155 100V99H154ZM206 100V99H205ZM214 100V99H213ZM251 100V99H250ZM256 100H258V99H256ZM148 101V100H147ZM152 101H153V99H152ZM223 100H222V98L220 99L219 98V101H218V103H219V105H217V106H215L214 104H210L211 106H209V104H207L209 107H208V109H206V110H203V109H201V110H199V112H201V114H203V116L205 117H207L208 116V118H209V114H208V112L210 111V109H212L213 110V108H214V110H213V112H215V114H216V116H217V114L219 115V120L218 119H214L213 121H211V120H208V121H206L205 123H211V125H213V127H214V125L216 124V122L218 121V123L216 124V126L213 128V129H216V130H220V132H222L223 133V131H225V130H227L228 132H229V130L230 129H232V128H235V127H237L238 126V129H241L242 131H244V133L245 132H247V134H248V136H251L252 134H253V132L252 133H250L249 132V128H247L248 127V125L247 124H252L253 125V127L255 126V129L258 131V127H256V126H258V124H260L259 122L261 121V120H263L264 119V115L263 114H261V115H259V116H249L248 117V119H246V120H248V123L246 124V126H245V124H236V122H238V120H239V117H238V115H239V109H241V108H239L238 109V107H236V108H233L232 110H230V112H229V114H227V115H225V113H224V111H223V107H225V104H226V101H225V104H221V102H222ZM260 101H262V100H260ZM94 102V101H93ZM148 102H151V101H148ZM147 102V103H148ZM155 102V101H154ZM153 102V103H154ZM156 102H158V101H156ZM168 102V101H167ZM204 102H206V101H204ZM251 102V101H250ZM249 101H247V105H250L251 103H250ZM254 102V101H253ZM256 102V101H255ZM166 102H162V105L160 106L161 107V109H162V106H163V104H165ZM234 103V102H233ZM236 103V102H235ZM257 103V102H256ZM260 103V102H259ZM156 104V103H155ZM184 104V103H183ZM183 104H182V106H183ZM143 105V104H142ZM148 105V104H147ZM172 105H174V106H172ZM97 106V105H96ZM185 106V105H184ZM232 106V105H231ZM239 106V105H238ZM92 107H94V106H91V108ZM98 107V106H97ZM113 107V106H112ZM114 107H116V106H114ZM113 107V108H114ZM118 107V106H117ZM116 107V108H117ZM135 107H138V106H135ZM178 107V106H177ZM176 107V108H177ZM185 107H187V106H185ZM201 107V108H200ZM228 107V106H227ZM233 107V106H232ZM240 107V106H239ZM110 108V107H109ZM110 109L111 111H113V110H115V109ZM119 108V107H118ZM156 108V107H155ZM163 108L165 109V107L163 106ZM226 108V107H225ZM129 108H127L126 110H128ZM150 109V108H149ZM159 109V108H158ZM168 109V108H167ZM188 109V108H187ZM119 110V111H118ZM117 111L118 112H123V113H125V108H124V110L122 109H118ZM121 110V111H120ZM151 110V109H150ZM171 109H169V111H170ZM183 110H184V108H183ZM179 111V110H178ZM188 111V110H187ZM191 111V110H190ZM192 111H194V109H192ZM100 112V111H99ZM149 112H151V111H149ZM163 112H165V111H163ZM171 112H175V111H171ZM197 113H198V111H196ZM211 112V111H210ZM94 113H96V116H97V113L98 112H94ZM152 113V112H151ZM188 113H190V112H188ZM196 113V114H197ZM206 113V114H205ZM242 113V112H241ZM109 116H108V122H111V121H115V122H113V123H109V124H113V125H115L114 126V128L116 127V123L118 124H120V123H124L125 121H131L127 116H125V114H124V116L123 115H121V114H119V115H117V114H113L112 112H108L107 113ZM164 114V113H163ZM162 114V115H163ZM182 114V113H181ZM208 114V115H207ZM101 115V114H100ZM99 115V116H100ZM106 115V113L103 115V116H105ZM152 115H153V113H152ZM180 115V114H179ZM191 115H193V114H191ZM94 116V115H93ZM92 116V117H93ZM107 116V115H106ZM151 116V115H150ZM154 116V115H153ZM199 116H200V114H199ZM244 116V115H243ZM102 117V116H101ZM100 117V119L101 120H103V117L101 118ZM122 117V118H121ZM159 117V116H158ZM160 117L162 118L163 116H161L160 115ZM159 117V118H160ZM164 117H165V115H164ZM94 118V117H93ZM96 118V117H95ZM94 118V119H95ZM81 119V118H80ZM104 119H106V118H104ZM148 118H145V120H147ZM153 119V118H152ZM190 119V118H189ZM231 119H236L235 121L236 122H233V123H231V124H229L230 122H231ZM31 121H33L32 119H30ZM29 120V121H30ZM142 120H144V119H142ZM149 120V119H148ZM162 121H156L155 123H154V127L156 128V130L157 129H159L160 127L162 128L163 127V125L165 124V122H166V124H165V126H166V128H168V127H172L173 126V123L174 122H172V121H170V120H163V119H161ZM181 120V119H180ZM183 120V119H182ZM221 120H223V121H225V122H228V124L226 125V126H221V125H219V121H221ZM241 121H242V118L240 119ZM107 121V120H106ZM105 121V122H106ZM136 121V120H135ZM138 121V120H137ZM137 121H136V123H137ZM140 121V120H139ZM138 121V123H140ZM183 121H185V120H183ZM84 122V121H83ZM87 122V121H86ZM143 122V121H142ZM146 122H148V121H146ZM182 122V121H181ZM258 122V123H257ZM131 123V122H130ZM145 123V122H144ZM149 123V122H148ZM205 123H202L201 121H198V120H196V121H191V125L192 126H195V127H199V128H208L209 129V127L208 126H204V124ZM85 124V123H84ZM129 123L127 122V124H126V126L128 125ZM133 124V123H132ZM152 124V123H151ZM174 124H176V123H174ZM180 124V123H179ZM185 124V123H184ZM104 125H106V124H104ZM121 125V124H120ZM136 126V124H133V126ZM177 125V124H176ZM181 125V124H180ZM210 125V126H211ZM251 125V126H252ZM134 126V127H135ZM148 126V125H147ZM188 126V125H187ZM262 126V125H261ZM113 127V126H112ZM125 127V126H124ZM143 127V126H142ZM145 127H146V125H145ZM179 127H181V126H179ZM178 127V128H179ZM186 127V126H185ZM194 127V128H195ZM260 127V126H259ZM264 127V126H263ZM106 128V127H105ZM110 128V127H109ZM118 128V127H117ZM119 128H121V127H119ZM131 128H132V126H131ZM136 128V127H135ZM146 128H148V127H146ZM173 128V127H172ZM188 128V127H187ZM211 128V127H210ZM252 128V127H251ZM110 129H112V128H110ZM143 129H145V128H143ZM149 129V128H148ZM148 129H146V131L148 130ZM165 129V128H164ZM170 129V128H169ZM168 129V130H169ZM174 129V128H173ZM193 129V128H192ZM204 129H201V130H204ZM236 129V128H235ZM108 130V129H107ZM112 130H114V129H112ZM119 130H121V129H119ZM133 130V129H132ZM151 130H153V129H150V132H151ZM161 130V129H160ZM177 130V129H176ZM179 130H180V128H179ZM189 130V129H188ZM196 128H195V132H196ZM200 130V131H201ZM210 130V129H209ZM109 131V130H108ZM142 130H140V131H135V133H133V135H131V138H141L140 137V135L142 136V132H141ZM166 131V130H165ZM165 131H164V134H165ZM173 131H175V129L173 130ZM193 131V132H194ZM212 131V130H211ZM233 131V130H232ZM254 131V130H253ZM256 131V132H257ZM263 131V129L261 130V132ZM97 132V131H96ZM104 132V131H103ZM133 132V131H132ZM169 132V131H168ZM176 132V131H175ZM178 132V131H177ZM188 132H190V130L188 131ZM197 132H199V130H197ZM207 132H209V131H207ZM217 132V131H216ZM255 132V131H254ZM156 133H157V131H156ZM155 132H153V134H156ZM192 133V132H191ZM230 134H231V132H229ZM233 133V132H232ZM234 133H236V132H234ZM241 133H243V132H241ZM258 133H260L259 131H258ZM264 133V132H263ZM107 134V133H106ZM144 134V133H143ZM148 134H150V133H148ZM160 134V136H159V138L161 139V141L162 142H165L166 143V140L164 141V136H162L161 134V132L159 133ZM158 134V135H159ZM169 134V133H168ZM167 134V135H168ZM190 134V133H189ZM199 135H200V132L198 133ZM228 134V133H227ZM102 135H103V133H102ZM151 135V134H150ZM172 135V134H171ZM180 135V134H179ZM185 135V134H184ZM195 136L197 135V134H194ZM239 135V134H238ZM258 135V134H257ZM104 136V135H103ZM102 136V137H103ZM155 136V135H154ZM165 136H166V134H165ZM173 136V135H172ZM178 136V135H177ZM231 136H232V134H231ZM230 136V137H231ZM237 136V135H236ZM247 136V135H246ZM254 136V135H253ZM253 136H251V137H253ZM144 137V136H143ZM174 137V136H173ZM176 137V136H175ZM187 137V136H186ZM185 137V138H186ZM200 138V136H197V138ZM242 137V136H241ZM240 137V138H241ZM91 138H92V136H91ZM97 138H98V136H97ZM96 138V139H97ZM145 138V137H144ZM187 138H191V137H187ZM198 138V139H199ZM202 138V137H201ZM228 138V137H227ZM240 138L238 139V140H240ZM250 138V137H249ZM248 138V139H249ZM255 138V137H254ZM149 139V138H148ZM156 139H158L157 137H156ZM170 139V138H169ZM174 139L175 138H173V141H174ZM181 139V138H180ZM222 139V138H221ZM233 139V138H232ZM243 139V138H242ZM247 139V141H249V140H251V139H249L248 140ZM253 139V138H252ZM95 140V139H94ZM98 140V139H97ZM151 140V139H150ZM229 140H230V138H229ZM236 140V139H235ZM245 140V139H244ZM243 140V141H244ZM138 141V140H137ZM160 141V140H159ZM172 141V142H173ZM178 141V140H177ZM176 141V142H177ZM187 141H188V139H187ZM193 141V140H192ZM191 141V142H192ZM196 141V140H195ZM201 141V140H200ZM231 141H234V139L233 140H231ZM237 141V140H236ZM235 141V142H236ZM168 142V141H167ZM170 142V141H169ZM190 142V143H191ZM198 143H200L199 141H197ZM202 142H204L203 140H202ZM219 142V141H218ZM251 142V141H250ZM149 143H150V141H149ZM148 141L146 142V141H144V140H142L141 141V143H140V145L141 146H143L144 148H146L147 146H148ZM153 143H154V141H153ZM156 143V142H155ZM160 143V142H159ZM171 143V142H170ZM179 143V142H178ZM194 143V142H193ZM216 143H217V141L216 140H211V141H205L204 142V145H203V143H202V146H204V149L203 150H201V151H197V152H193L192 151V149H190L191 147L190 146H186V144H184V142H183V145H181L180 147H178V148H180L179 150V158L177 159V162H176V164H175V166L174 167H169V168H165V169H163V171L165 170L166 171V173L167 174H165V175H163V176H165V177H160V180L159 181H157V180H154V183H153V181H150L149 180V182H151V183H148L149 184V186H147L146 188H145V201L143 202V204H142V208L144 207L146 210H147V214H152V212L154 213V214H156L157 216H159V218L158 219H156L157 217H156V215H155V219L157 220V222H156V220L154 219H151V217L149 216V217H147V219H145L144 221H143V224H144V230H146L145 232L144 231H142V232H144V234H145V236H147L146 234H147V232L148 233H155V235L153 234V236L151 237L152 238V242L151 243H153V244H151L150 245V248L152 249V251H148L149 253L150 252H152L151 254H148L147 252H145V253H147L148 255L147 256H144L145 258H146V260H147V262L148 263H151V264H153L152 262H154V261H156L159 257H166V258H169V257H171L170 258V260H168V263H169V261L170 262H174V263H171V264H190V260H193V259H189V257L187 256V255H189V256H192V255H194V256H199V252H198V249H199V247H207L211 252H212V254H213V257L215 258V259H219V257L221 256V254L222 253H228V254H230V255H232V257L234 258V260H235V262L237 263V261L238 262H240L239 264H245V260L242 258L243 256L245 257L247 254L246 253H249L252 249H256V248H258L259 246H261V245H263V242H262V244L261 243H259L260 242V240H259V234H254V232H255V230L256 229H254L253 227V225H246V223L245 222H243V221H241V219L243 218V216H244V218L247 216V215H249V214H251L253 211H255L254 210V207L256 206L255 204V202L257 201V203L259 204V205H262V204H264V193L263 194H261V196L262 197H260V196H258L259 195V190L261 191H264V184L261 182V181H252V180H247V178H243L242 177V172L240 171V170H236V169H233L232 167H230L229 166V168L227 169V170H225V172L223 171V173H215V171L214 170H212V165H210V166H208V168L205 170L206 172L207 171H209L208 173H213L212 174V177H210V176H208V178H206V177H204L201 173H202V171L204 170L203 168H204V166L203 165H205V164H208L207 163V159L205 158L206 157V155H208L207 157H210V156H212V157H214L215 155H216V153H218L219 155H220V153L219 152H217V151H220V150H218V146L216 145ZM228 143V142H227ZM230 143V142H229ZM228 143V144H229ZM241 143H243L242 141H241ZM248 143V142H247ZM151 144V143H150ZM195 144V143H194ZM193 144V145H194ZM224 144V143H223ZM227 144V145H228ZM236 144H237V142H236ZM255 144V143H254ZM139 145V146H140ZM166 145V144H165ZM175 145V144H174ZM192 145V144H191ZM199 146V144H196V146ZM201 145V144H200ZM235 145V144H234ZM240 145V144H239ZM258 145V144H257ZM59 146V145H58ZM163 147L160 149V148H158V150H152V148H147L146 149V151L150 154V156H152V157H158V156H165L164 155V152H166L168 149L170 150V149H172V148H170V145L169 144H167V146H164V145H162ZM195 146V145H194ZM226 146V145H225ZM229 146V145H228ZM228 146H226L227 148H228ZM245 146H246V144H245ZM150 147H151V145H150ZM161 147V146H160ZM239 147V146H238ZM173 148H175V147H173ZM193 148V147H192ZM227 148H225V149H227ZM243 148H245L244 146H243ZM243 148H241V149H243ZM248 148V147H247ZM246 148V149H247ZM251 148V147H250ZM249 148V149H250ZM256 148H258V147H256ZM176 149V148H175ZM174 149V150H175ZM198 149H200V148H198ZM237 149V148H236ZM235 149V150H236ZM245 149V150H246ZM173 150V151H174ZM222 150V149H221ZM223 150H224V148H223ZM240 150V149H239ZM252 150V149H251ZM145 151V150H144ZM171 151V150H170ZM176 151H177V149H176ZM174 152V153H176L177 154V152ZM236 151H238V150H236ZM243 151H244V149H243ZM242 151V152H243ZM253 151H255V150H253ZM223 152V151H222ZM241 152V151H240ZM139 153H140V151H139ZM141 153H142V151H141ZM172 154H173V152H171ZM171 153H170V155H171ZM231 153H234L233 152V150H232V152ZM253 153V152H252ZM259 153V152H258ZM257 153V154H258ZM264 153V152H263ZM144 154V153H143ZM243 154V153H242ZM247 154H248V152H247ZM247 154H246V156H247ZM219 155H217V156H219ZM222 155H223V153H222ZM232 155V154H231ZM230 155V156H231ZM237 155V154H236ZM238 155H239V153H238ZM114 156V155H113ZM118 156V155H117ZM133 156V155H132ZM149 155H147V157H148ZM176 156V155H175ZM174 156V157H175ZM261 156H263V155H261ZM104 157H106L105 155H104ZM125 157V156H124ZM134 157V156H133ZM140 157H141V155H140ZM145 157H146V155H145ZM171 157V156H170ZM216 157V156H215ZM232 157V156H231ZM115 158V157H114ZM128 158V157H127ZM150 158V157H149ZM173 158V157H172ZM217 158V157H216ZM219 158H220V161H221V163L223 164V163H227V161L229 160L228 159V156H226L225 154H224V156L222 157V156H219ZM238 158V157H237ZM242 158V157H241ZM257 157H254V158H252V156H250V158L249 157H247V159L246 160H248V162L250 163V165L251 164H256L255 162H256V160H258V159H256ZM260 158H262V157H260ZM259 158V161L261 160ZM263 158H264V156H263ZM262 158V159H263ZM138 159H140V158H138ZM144 159V158H143ZM148 159V158H147ZM212 159V158H211ZM213 159H215V158H213ZM235 159V158H234ZM100 160V159H99ZM117 160V159H116ZM137 160V159H136ZM149 160V159H148ZM152 160V159H151ZM154 160V159H153ZM161 160H163V159H161ZM176 161V159H173V161ZM236 160V159H235ZM240 160V159H239ZM124 161V160H123ZM133 161H134V159L132 160V163H133ZM212 161V160H211ZM234 161V160H233ZM150 162H152V161H150ZM154 162V161H153ZM153 162H152V164H153ZM160 162V161H159ZM162 162H164V161H162ZM214 162H216V161H214ZM229 162V161H228ZM247 162V163H248ZM123 163V162H122ZM121 163V164H122ZM167 163H169L168 161H167ZM175 163V162H174ZM217 163V162H216ZM246 163V164H247ZM120 164V163H119ZM158 164H160V163H157V167H158ZM237 164V163H236ZM240 164V163H239ZM128 165V164H127ZM149 165H150V163H149ZM167 165V164H166ZM215 165V164H214ZM218 165V164H217ZM224 165V164H223ZM100 166V165H99ZM110 166V165H109ZM122 166H123V164H122ZM129 166V165H128ZM154 166V165H153ZM234 166H236L235 164H234ZM254 166V165H253ZM252 166V167H253ZM256 166H258V165H256ZM93 167H94V165H93ZM108 167V166H107ZM106 167V168H107ZM119 167H121V166H119ZM132 167V166H131ZM228 167V166H227ZM114 168V167H113ZM128 168V167H127ZM141 168V167H140ZM216 167H214V169H215ZM237 168V167H236ZM251 168V167H250ZM255 168V167H254ZM102 169V168H101ZM125 169V168H124ZM124 169H121L122 171L124 170ZM143 169V168H142ZM157 169V168H156ZM160 169V168H159ZM168 169H170V170H168ZM218 169V168H217ZM220 169V168H219ZM223 169V168H222ZM226 169V168H225ZM247 169V168H246ZM249 169V168H248ZM261 169V168H260ZM259 169V170H260ZM90 170V169H89ZM100 170V169H99ZM98 170V171H99ZM117 170H119V169H117ZM120 170V171H121ZM250 170V169H249ZM101 171V170H100ZM151 171V170H150ZM164 171V172H165ZM211 171V172H210ZM220 171V170H219ZM247 171V170H246ZM252 171V170H251ZM254 171V170H253ZM91 172V171H90ZM125 172V171H124ZM124 172H123V174H124ZM129 172V171H128ZM137 172H138V174H139V169L137 170ZM205 173V172H204ZM250 173V176H253L252 175V173L251 172H249ZM94 174V173H93ZM99 174V173H98ZM97 174V175H98ZM108 174V173H107ZM107 174H105V175H107ZM110 174V173H109ZM126 174V173H125ZM144 174V173H143ZM143 174H142V176L141 177H143ZM206 174V173H205ZM88 175V174H87ZM87 175H86V177H87ZM94 175H96V174H94ZM100 176H101V174H99ZM98 175V176H99ZM121 175H122V173H121ZM131 175V174H130ZM147 175V174H146ZM168 175H171V176H168ZM211 175V174H210ZM92 176V175H91ZM97 176V177H98ZM99 176V177H100ZM109 176V175H108ZM111 176V175H110ZM123 176V175H122ZM138 176H140V174L138 175ZM138 176H137V178H138ZM144 176H145V174H144ZM255 176V175H254ZM96 177V178H97ZM102 177V176H101ZM134 177V176H133ZM146 177V176H145ZM145 177H143V178H145ZM246 177H247V175H246ZM95 178V179H96ZM105 178V177H104ZM112 178H113V176H112ZM130 178V177H129ZM137 178H135V180L137 179ZM249 178V177H248ZM92 179V178H91ZM93 179H94V176H93ZM119 179H120V176H119ZM147 179V178H146ZM115 180V179H114ZM145 180V179H144ZM118 181V180H117ZM133 181H134V178H133ZM156 181V182H155ZM88 182V181H87ZM137 182H138V179H137ZM148 182V181H147ZM105 183V182H104ZM112 183V182H111ZM117 183V182H116ZM146 183V182H145ZM137 184V183H136ZM147 184V185H148ZM139 185V184H138ZM143 185V184H142ZM103 187V186H102ZM121 187V186H120ZM123 187V186H122ZM136 187V186H135ZM111 189V188H110ZM109 189V190H110ZM136 189V188H135ZM112 190V189H111ZM115 190H117V188L115 189ZM121 190V189H120ZM114 191V190H113ZM115 192V191H114ZM139 192V191H138ZM261 193V192H260ZM135 194V193H134ZM137 194V193H136ZM135 194V195H136ZM134 197H137V196H134ZM137 198H139V197H137ZM87 200V199H86ZM136 200V199H135ZM140 200V199H139ZM142 200V199H141ZM88 201V200H87ZM137 201V200H136ZM143 201V200H142ZM122 202V201H121ZM137 203V202H136ZM139 204V203H138ZM127 205H128V203H127ZM131 205V204H130ZM136 206V205H135ZM134 206V207H135ZM141 206V205H140ZM94 207V206H93ZM129 207V206H128ZM132 207H133V205H132ZM121 208H122V206H121ZM144 208H143V210H144ZM93 209V208H92ZM123 209H124V207H123ZM126 209V208H125ZM141 209V208H140ZM136 210V209H135ZM262 210V209H261ZM260 210V211H261ZM129 211V210H128ZM259 211V212H260ZM132 212H133V210H132ZM138 212V211H137ZM140 212H141V210H140ZM129 214H131V213H129ZM135 214H137L136 212H135ZM138 214H139V212H138ZM257 214V213H256ZM264 214V213H263ZM148 216V215H147ZM135 217V216H134ZM136 218V217H135ZM146 218V217H145ZM153 218V217H152ZM258 223V222H257ZM143 227V226H142ZM154 231V232H153ZM262 232H264V231H262ZM249 233H253L252 235L251 234H249ZM149 235H151V234H149ZM226 235H228V236H230V237H232V239H233V241L235 242V247L234 248H231L230 247V249L228 248V249H225L226 251H224V250H222V247H224L225 246V244H224V237L226 236ZM150 238V237H149ZM165 239L166 240H168V241H165ZM231 240V239H230ZM138 241V240H137ZM232 241V242H233ZM142 242H144V241H142ZM161 242V243H160ZM231 242V243H232ZM230 243V242H229ZM136 245V244H135ZM132 247V246H131ZM130 247V248H131ZM129 248V247H128ZM139 248V247H138ZM259 248H261V247H259ZM258 248V249H259ZM202 249V248H201ZM137 250V249H136ZM200 250V249H199ZM261 250V249H260ZM138 251V250H137ZM261 251H263V250H261ZM253 252H255V251H253ZM143 253V252H142ZM263 253V252H262ZM140 254V253H139ZM246 254V255H245ZM133 255H135V253L133 254L132 253V256ZM141 255V254H140ZM250 255V254H249ZM186 256V257H185ZM262 256V255H261ZM143 257V258H144ZM200 257H202V256H200ZM53 258V257H52ZM52 258H50V259H52ZM144 258V259H145ZM194 258V257H193ZM60 259V258H59ZM135 259V257L133 256L132 257V259H131V261L132 260H134ZM205 259V258H204ZM213 259V258H212ZM53 260V259H52ZM161 260V259H160ZM211 260V259H210ZM231 260V259H230ZM50 261V260H49ZM58 261V260H57ZM199 261V260H198ZM133 262V261H132ZM141 262V261H140ZM165 262H166V260H165ZM200 262V261H199ZM212 262V261H211ZM247 262V261H246ZM139 263V262H138ZM137 263V264H138ZM143 263H144V260H143ZM146 263V262H145ZM167 263V262H166ZM192 263H193V261H192ZM201 263V262H200ZM214 263V262H213ZM212 263V264H213ZM230 263H231V261H230ZM232 263H233V260H232ZM231 263V264H232ZM249 263H251L250 261H249ZM249 263H246V264H249ZM263 263V262H262Z\"/></svg>",
	"mask_w": 264,
	"mask_h": 264
}]
</instances>
